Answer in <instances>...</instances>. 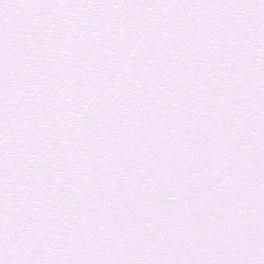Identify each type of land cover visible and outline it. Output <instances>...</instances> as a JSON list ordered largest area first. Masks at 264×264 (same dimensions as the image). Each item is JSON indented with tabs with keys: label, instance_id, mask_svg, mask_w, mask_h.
Returning <instances> with one entry per match:
<instances>
[{
	"label": "water",
	"instance_id": "obj_1",
	"mask_svg": "<svg viewBox=\"0 0 264 264\" xmlns=\"http://www.w3.org/2000/svg\"><path fill=\"white\" fill-rule=\"evenodd\" d=\"M150 1L131 0L137 16ZM256 1L250 22L264 18V0ZM19 4L35 8L36 14L29 7L25 18L40 31L52 27L37 17L50 20L57 8L52 0ZM222 15L217 36L200 40L188 57L202 65L178 79L177 90L151 93L143 100L150 104L135 107L137 100H126L119 92L123 87L103 71L99 91L90 84L79 95L81 104L74 103L76 110L90 108L96 118L82 133L68 120L70 96L81 83L74 75L69 97L58 104L57 127L49 128L56 149L68 156L66 163L55 154L44 158L53 159L47 171L38 170L33 155L44 150L30 143V124L1 132L0 153L7 154L0 159H14L13 170L33 194L9 196L12 204H23L19 213L18 208L0 212V264H264V28L245 27L240 7L227 6ZM83 22L81 31L90 20ZM88 53L97 50L85 45L74 73L89 67ZM38 101L32 96L17 109L21 115L28 108L23 116L29 123L39 117ZM8 118L13 124L10 113ZM110 149L119 160H105ZM227 150L235 156L227 158ZM5 172L0 167V177ZM179 181L175 196L169 189ZM8 186L15 189L11 182ZM146 201L177 206L151 218ZM134 224L147 237L138 249L130 234ZM163 234L169 247L160 241ZM210 248L211 259L205 253Z\"/></svg>",
	"mask_w": 264,
	"mask_h": 264
}]
</instances>
